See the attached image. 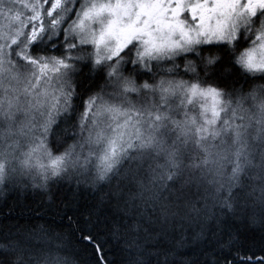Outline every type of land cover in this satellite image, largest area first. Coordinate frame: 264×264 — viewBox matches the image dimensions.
<instances>
[{
	"label": "snow or ice",
	"instance_id": "6c2138e0",
	"mask_svg": "<svg viewBox=\"0 0 264 264\" xmlns=\"http://www.w3.org/2000/svg\"><path fill=\"white\" fill-rule=\"evenodd\" d=\"M5 191L0 264H264V0H0Z\"/></svg>",
	"mask_w": 264,
	"mask_h": 264
},
{
	"label": "trees",
	"instance_id": "16d2710c",
	"mask_svg": "<svg viewBox=\"0 0 264 264\" xmlns=\"http://www.w3.org/2000/svg\"><path fill=\"white\" fill-rule=\"evenodd\" d=\"M62 191H65L67 194V190ZM78 195L82 203L91 202L94 198V194L91 191L82 190ZM56 213H58V208L55 201L42 200L39 195L33 192H29L27 194V198L15 191H5L0 193V220L7 223H24L27 221L34 223L43 222L44 220H51L53 218V214ZM57 223H60L58 216ZM81 223H83L82 219ZM239 227L242 230L245 228L244 225H239ZM247 233L251 237L248 242V247L251 251L246 254L254 253L256 256L264 255V252H262L264 242L261 241V224L256 222L248 225ZM192 235H194V232H190L186 243L177 249L179 253L178 258H193L198 242L192 240ZM114 243V241H110V243L105 245V247L111 248L112 250L109 252V256L118 260L119 256L116 249L112 247Z\"/></svg>",
	"mask_w": 264,
	"mask_h": 264
}]
</instances>
